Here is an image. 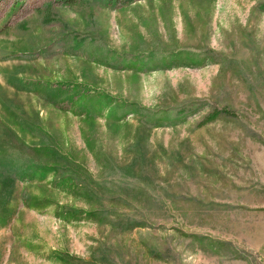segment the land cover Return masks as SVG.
<instances>
[{
  "label": "rangeland",
  "instance_id": "rangeland-1",
  "mask_svg": "<svg viewBox=\"0 0 264 264\" xmlns=\"http://www.w3.org/2000/svg\"><path fill=\"white\" fill-rule=\"evenodd\" d=\"M1 143L0 264H264V0H0Z\"/></svg>",
  "mask_w": 264,
  "mask_h": 264
},
{
  "label": "trees",
  "instance_id": "trees-1",
  "mask_svg": "<svg viewBox=\"0 0 264 264\" xmlns=\"http://www.w3.org/2000/svg\"><path fill=\"white\" fill-rule=\"evenodd\" d=\"M61 1H63L64 3L74 2V0H61ZM103 1H105L106 4H110V3L116 4L118 0H103ZM121 1L125 4H129L133 2V0H121ZM18 5H20L19 2H16L12 6L11 10L6 13V17L10 16V14H12V12L15 10V7ZM5 28L6 27L4 26L2 29H5ZM31 126L32 127L34 126L33 129L36 128L35 125H31ZM40 129H43V128H40ZM29 131L32 132V129L30 128ZM14 133L16 132L12 130V135ZM47 133H50V132L48 131ZM29 150H32L33 153L31 155L29 154L28 163L27 162L21 163L20 159L16 155V150H11V148H8L6 146V143L0 144V161L4 162L7 167L10 166L11 168H15L18 170L16 174H11V173L5 174V171H1L0 172V185H3L1 180H4V185L6 184L7 180H9L11 184H13L14 183L13 177L15 176L23 180H28L34 177L36 173L40 172L41 174V173H45L46 171H49L51 168H55V169L57 168L58 171L60 172L59 173L60 176H57L58 183H56L57 185H59L58 187L63 185L65 186L67 190L69 189L71 193H74L75 195L81 194V196H84L85 198L93 196L92 192L91 191L88 192V190L82 191L80 193L76 187V183H74V180L72 178H69L68 177L69 175L67 174V172L62 169L63 167H65V165L59 162H61L60 159H64V156L63 157L61 156L62 154H60L61 150L59 148L57 150L55 146L44 143L40 145L38 144L37 146H34L33 148L29 147ZM41 175H45V174H41ZM70 207H74V206H70ZM64 208H65V212L63 213V215L69 218L73 217L74 211L69 210V209L67 210L66 206Z\"/></svg>",
  "mask_w": 264,
  "mask_h": 264
}]
</instances>
